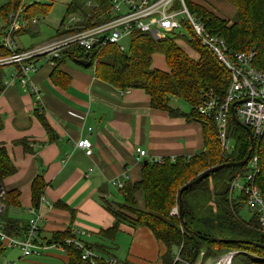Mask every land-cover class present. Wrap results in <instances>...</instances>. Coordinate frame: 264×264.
I'll return each instance as SVG.
<instances>
[{
  "label": "trees",
  "instance_id": "1",
  "mask_svg": "<svg viewBox=\"0 0 264 264\" xmlns=\"http://www.w3.org/2000/svg\"><path fill=\"white\" fill-rule=\"evenodd\" d=\"M83 1L70 0L66 5L67 13L80 8ZM228 1L236 8L230 19L189 1L188 8L204 23L207 31L224 39L232 51L252 52L253 65L264 70V0ZM20 2L21 0H9L1 6L0 13L8 15ZM95 2L98 7L82 10L88 23L97 20L101 10L109 4L108 0ZM48 6L50 3L47 0H34L25 4L24 16L31 18L43 15ZM186 28L192 34L191 37L184 34L181 37L195 50L198 55L196 59L191 58L172 37L155 40L142 35L132 38L128 52L110 46L97 55H91L92 61L95 59L94 71L99 79L120 89L142 88L149 95L152 108L165 110L171 116L198 120L202 126L204 146L190 157L180 155L173 161L163 158L161 161L143 162L139 180L126 183L121 189L124 197L122 203L110 204L104 196H100L102 206L113 216V223L99 231L97 241L88 244L101 254L93 262L86 261L81 259L79 251L69 245L66 264H108L106 260L108 255H113L110 253L115 248L114 238L121 224L133 228L144 226L152 232L163 246V252L159 256L160 264H185L175 260L176 255L183 260L193 261L201 251L206 257L234 251L233 260L240 257L239 264H264V233L260 229L258 217L253 213L249 219L243 217L241 212L244 197L234 198L231 195V183L238 173L247 169L246 163L222 167L198 183L181 190L208 168L241 161L251 148L249 158L257 157L254 184L264 195V134L251 139L248 129L230 119L235 139L229 152H221L216 128L209 118L199 114L198 106L205 98H215L222 102L230 75L209 49L201 45L190 28ZM8 53L0 45V55ZM155 53L164 55L168 70L151 67ZM68 56L76 60L82 57V53L79 48H72ZM2 68L0 66V90L3 86ZM52 68L53 73L58 72L56 66ZM178 99L189 104V113L182 112L174 105ZM40 120L47 133L53 137L50 127L42 117ZM1 126L0 120V128ZM19 143L24 151L28 150L27 140L22 139ZM15 169L5 147L0 146V181L13 174ZM31 186L33 206H37L45 187L41 174L32 180ZM138 193L143 197L142 206L137 204ZM179 193L184 226L179 217ZM17 195L18 191H4V199L1 200L8 204L16 203ZM175 206L177 214L171 212ZM1 217L6 231L15 233L22 230L19 231L15 220ZM71 235L65 230L55 233L52 239L61 240ZM213 238L220 241L213 242ZM3 249L0 243V256ZM174 249H177V253H174Z\"/></svg>",
  "mask_w": 264,
  "mask_h": 264
},
{
  "label": "crops",
  "instance_id": "2",
  "mask_svg": "<svg viewBox=\"0 0 264 264\" xmlns=\"http://www.w3.org/2000/svg\"><path fill=\"white\" fill-rule=\"evenodd\" d=\"M188 1L205 6L227 19L236 10L228 0ZM2 16L6 24L0 29L4 30L8 19L7 15ZM27 19L33 21L18 30L15 37L16 34L28 32L27 27L37 20L35 16ZM62 22L53 36L60 31ZM180 37L173 39L191 58L196 59L198 55L195 50ZM181 41L194 54H190ZM155 54L151 67L168 70L164 55ZM6 66H13L15 70L14 65ZM38 66L33 81L40 90L42 106L37 105L33 93L18 82L4 84L6 74L5 66H2L0 146L5 147L16 169L0 181L3 190L0 195V221L3 219L1 216L13 219L20 231L33 217L31 209L38 208L42 214L38 236L43 240H50L55 233L67 230L71 234L83 231L86 236H81L82 239L86 243H93L98 240L99 231L113 223V216L102 206L100 196H104L110 204L124 200L121 190L111 185L110 181L126 176V183L136 182L145 159L192 156L204 146L202 126L198 120L171 116L165 110L152 108L149 95L142 88L120 89L99 79L95 75V64L91 61L89 67H84L67 54L56 64L57 73H53V68L42 60L38 61ZM174 105L181 110L178 102ZM41 117L50 127L53 137L42 125ZM84 138L91 143L90 154L85 149L75 147V143ZM22 139L27 140V151L19 143ZM136 148L146 151V156L140 161L136 159ZM38 174H41L45 187L38 205L33 206L31 184ZM116 190L121 202L115 200L113 192ZM4 191H18L17 202H2ZM137 200L138 206H142L141 193L137 194ZM120 231L131 237L124 262L160 264L163 246L148 228L121 224ZM116 236L114 251L120 246L119 239L116 243ZM3 248L1 256L7 249H15ZM15 250L19 255L10 260L12 264L19 258L27 259H20L18 264L67 262V255L56 249L29 257H20L19 250ZM6 260L4 258L0 264Z\"/></svg>",
  "mask_w": 264,
  "mask_h": 264
},
{
  "label": "built area",
  "instance_id": "3",
  "mask_svg": "<svg viewBox=\"0 0 264 264\" xmlns=\"http://www.w3.org/2000/svg\"><path fill=\"white\" fill-rule=\"evenodd\" d=\"M23 1L21 0L17 7L18 10L9 16L6 29L0 31V45L9 51L0 57V66H15V70L5 77L4 84L18 82L26 87L33 93L37 105L42 106V97L33 81V74L39 68V60L54 67L69 50L79 48L82 53V57L79 58H83L87 52V57L95 64V59L92 61L91 55H97L106 47L113 46L119 51H124V46L120 43L124 38L132 40L134 36L142 35L162 40L175 29L183 27L187 30L186 27H189L201 45L209 49L230 75L222 102L215 98H205L198 106L199 114L209 118L215 126L221 152H229L232 149L230 141L235 139L230 126L232 114L236 118L232 120L249 129L253 139L264 134V70L253 65L252 52L232 51L224 39L207 31L204 23L189 10L186 0H108L109 4L105 5L103 11L101 10L97 20L89 23L82 15V10L98 7V3L95 0H84L78 10L68 11L60 31L48 41L35 47L19 49L15 33L29 21H33L24 16ZM75 147L85 149L87 154L91 153V143L87 138L78 140ZM135 151L137 161L146 156L144 149L136 148ZM245 166L247 169L243 173H238L232 181L231 191L235 187L238 188L240 197H244V206L258 217L260 229L264 233V195L256 187L253 179L257 171V157L248 158ZM110 184L121 190L126 184V176L112 179ZM2 193L3 190L0 188V195ZM37 209H31L33 217L20 232L6 231L0 221V243L3 247L18 249L20 257H29L42 255L51 249L67 254V246L72 245L79 251L83 260L93 262L98 257V253L82 239L81 236H86L83 231H77L76 234L61 240L40 238L38 231L42 214ZM172 212L177 214L176 206ZM234 254V251H230L206 257L201 251L193 261L183 260L179 255H176L175 260L185 264H233ZM106 261L108 264H117L113 257H108ZM2 264L12 262L6 260Z\"/></svg>",
  "mask_w": 264,
  "mask_h": 264
},
{
  "label": "rangeland",
  "instance_id": "4",
  "mask_svg": "<svg viewBox=\"0 0 264 264\" xmlns=\"http://www.w3.org/2000/svg\"><path fill=\"white\" fill-rule=\"evenodd\" d=\"M34 0H24V4L31 3ZM48 3H50V6L46 7V13L43 15H35V18L37 19L36 22L31 23L27 28L29 29L28 32L26 33H19L16 34L15 41L18 47L20 48H30V47H35L37 45L43 44L46 41H48L54 34L55 29L59 26L60 22L64 20V18L67 16V10H66V5L70 0H47ZM9 0H0V8L1 6L7 4ZM21 3V2H20ZM19 3V4H20ZM187 6H188V1H186ZM19 6V5H18ZM25 6V5H24ZM83 8H86L82 6ZM205 7V6H204ZM207 8V7H205ZM209 9V8H207ZM18 8L13 11H9L7 15V19L9 16L14 12L17 11ZM210 10V9H209ZM193 13V12H192ZM195 14V13H194ZM6 24V19L3 18L2 14L0 13V27L5 26ZM1 30V29H0ZM171 35H168V37H178L179 34H184L187 37H191V33L186 30L185 28L181 27L179 29H175L173 32L170 33ZM1 41V38H0ZM120 43L124 46V51L128 52L130 49V40L128 38H124L123 40L120 41ZM182 46L190 53L194 54V52L188 48L187 45H184V43L181 41ZM155 55H162L161 53L155 54ZM159 59V57H158ZM92 68V67H90ZM4 71L6 76L13 71V66H5ZM179 103V107L181 110L184 112H189L190 111V106L187 102L183 100H177ZM217 134V133H216ZM217 137V136H216ZM218 139V138H217ZM230 146H233V139L230 141ZM113 195L115 197V200L121 202V197L117 193V190L113 192ZM231 195L236 198L240 196V192L237 187L231 191ZM172 212V211H171ZM173 213V212H172ZM242 216L245 217L246 219H249L252 217V213L247 209V207H243L242 209ZM174 214V213H173ZM119 239L120 246L117 250H113L114 252H111L110 254L113 255H108V257H113L117 259L118 264H123L124 259H125V254L128 252V248L131 242V237L129 234L124 233V232H118L116 236V243L117 240ZM152 249H154V246L152 245ZM174 253H177V249L173 250ZM223 252V251H222ZM18 251L15 249H7L4 253V256H0V261H2L4 258L7 260H12L18 256ZM208 257H211L208 255ZM20 259H27V258H19L15 261V264L17 261H20ZM24 261V260H22ZM235 264H239L240 257H235L233 260ZM2 263V262H1ZM18 264V263H17Z\"/></svg>",
  "mask_w": 264,
  "mask_h": 264
},
{
  "label": "water",
  "instance_id": "5",
  "mask_svg": "<svg viewBox=\"0 0 264 264\" xmlns=\"http://www.w3.org/2000/svg\"><path fill=\"white\" fill-rule=\"evenodd\" d=\"M87 56H88V53L86 52V53L84 54V57H83V58H79V59L77 60L78 63H80V64H81L82 66H84V67H89V66H90V60L86 58ZM232 119H233V120H236L234 114H232ZM246 129H247V128H246ZM248 132H249L250 138L253 139V137H252V135H251L249 129H248ZM251 150H252V149L250 148L249 151H248L247 156H246L244 159H242L241 161H238V162H228V163H223V164L216 165V166H213V167H211V168H208L207 170L203 171L198 177H196L195 179H193L192 181H190V182H188L186 185H184V187H183L181 190H183L184 188H186V187L189 186V185H193V184H195V183H198L199 181H201V180L204 179L205 177H208L212 172H215L216 170H218V169H220V168H222V167H226V166H230V165H236V164H237V165H244V164L247 162L248 158H249V154H250ZM147 161H148L147 159L143 160L144 163H146ZM178 207H179V217H180V222H181V224L184 226V221H183L182 212H181L180 193H179V206H178ZM211 240H212L213 242H218V241H220V239H217V238H213V239H211Z\"/></svg>",
  "mask_w": 264,
  "mask_h": 264
}]
</instances>
